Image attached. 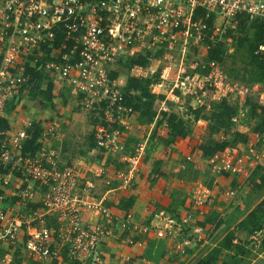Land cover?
Returning a JSON list of instances; mask_svg holds the SVG:
<instances>
[{
  "label": "built area",
  "instance_id": "obj_1",
  "mask_svg": "<svg viewBox=\"0 0 264 264\" xmlns=\"http://www.w3.org/2000/svg\"><path fill=\"white\" fill-rule=\"evenodd\" d=\"M240 16L248 23L260 22L264 29V0H0V117L10 101L19 103L29 92L26 67L38 69L42 87L52 83L53 98L61 89L79 98L82 113L93 121L94 149L121 163L99 193L49 148L62 133L58 117L38 122L39 148L32 154L21 152L32 121L0 127V192L18 174L19 184L11 191L17 203L27 208L38 196L39 204L37 211L23 214L0 208V264H13L18 245L40 264H106L100 244L113 226L125 233L129 244L138 243L134 235L152 230L157 238L174 239L181 253L205 241L203 227L190 212L173 215L158 208L148 223H141L130 211L115 215L110 211V193L132 187L146 154L144 138L126 146L128 132L150 126L140 124L132 106L125 104V82L120 83L115 73L125 58L144 56L145 64L131 65L125 77L151 79L150 91L164 96L157 114L169 112L168 101L181 97L192 108L205 109L225 99L238 107L232 117L235 123L243 116L247 96L256 92L261 98L264 92L258 83L229 77L220 61L206 56L218 43L231 52ZM192 49L199 54L188 62ZM253 53L263 58L264 43ZM242 142L210 157L212 171L243 176L246 160L250 166L258 164L264 155V127L246 134ZM192 160L187 155L179 168L185 169ZM105 170L101 165L94 173L102 176ZM143 176L152 177V169L145 168ZM34 183L44 187L41 193ZM234 195L233 189L195 182L191 202L200 209L220 196L229 202ZM85 213L96 220L86 223ZM121 264L151 263L125 257Z\"/></svg>",
  "mask_w": 264,
  "mask_h": 264
},
{
  "label": "crops",
  "instance_id": "obj_2",
  "mask_svg": "<svg viewBox=\"0 0 264 264\" xmlns=\"http://www.w3.org/2000/svg\"><path fill=\"white\" fill-rule=\"evenodd\" d=\"M58 95L57 98L52 100L53 108L41 107L38 100L32 97H28L29 99L27 97L22 98L19 103L10 101L5 107L2 118L7 121L9 127L15 128L21 126L25 121L42 123L50 118L58 117L62 123V133L50 143L49 148L56 153V157L60 162L76 167L84 177L82 181L88 180L92 182L95 185V191L101 193L106 188V181L111 179L114 169L116 167L120 168L121 163L116 157H111L94 149L92 145L93 124L91 121H87L80 110L77 111L75 109V107L79 106V98L65 89H61ZM73 109L76 112H72ZM157 118L149 123L150 126L147 124L148 126L145 127H134L128 132L126 142H135L138 138H144L147 141V148L148 143H150V148L149 150L146 149L147 156L145 154L143 167L132 187L127 191H113V193H110L111 200L108 202L110 211L114 215L130 211L134 219L141 223H148L152 212L158 208H163L167 211L170 207L175 208L176 214L190 212L195 216L194 219L203 227L205 241L191 245L186 248L185 252L181 253L176 249V241L174 239L168 237L157 238L152 230L146 234L134 235L136 241L140 242V244L137 242L129 244L125 233L113 226V232L106 236L100 244V253L103 261L106 264H121L125 257H132L139 259V261L146 259L151 264H195L198 259L203 257L213 247H218L220 240L231 232L233 235L231 245L228 249H220L216 264H264V228L248 233L240 225V222L249 211L241 214L240 217L238 215L236 217L235 212L230 214V205L237 204V202H234V198L238 188L245 181L244 176L211 171L209 173L211 183H201L214 189H233L235 191L233 199L228 202L220 196L213 204H206L200 209L191 202L193 185L195 182L200 181L199 179H188L184 175L185 169L182 170L179 166L187 155L193 157V160L188 162V164L194 163V161L199 163L203 160L200 156L198 145L201 141L200 135L204 133L206 122L197 120L193 125V131L190 136L178 137L174 143L163 146L159 142L166 138L167 129L164 123H158L157 120L159 118ZM86 126L87 130L90 127L91 132L90 134L88 133L89 136L85 137L82 130ZM67 141L71 142L69 148ZM240 142L243 143L242 141ZM52 144L53 148H51ZM238 148L241 154L246 152L241 145ZM101 165L106 167L105 174L97 176L94 171ZM148 167L152 169V177L143 176L145 168ZM253 167L249 165L248 160L244 162V170L247 173V177L252 173ZM193 168L198 169L199 165H194ZM18 184L19 175L15 174L11 185L0 192L2 194L0 197V208L9 209L8 211L18 214L37 211V206L39 208V204L36 202L38 196H36L34 203H31L33 205L30 207L23 208L17 203L11 191H14L15 186H18ZM39 191V193L42 192L41 190ZM228 206L229 210L227 209ZM224 218L228 222L230 221V225L225 231L220 233L218 225H220V222L224 225ZM84 220L86 223H92L96 220V217L90 213H85ZM211 233L212 235L216 233L215 237H212V235L210 237ZM258 244H261L262 247L251 257L250 250L253 251L252 248L257 247ZM23 255L35 264H40L25 254ZM44 264L56 263L45 262Z\"/></svg>",
  "mask_w": 264,
  "mask_h": 264
},
{
  "label": "trees",
  "instance_id": "obj_3",
  "mask_svg": "<svg viewBox=\"0 0 264 264\" xmlns=\"http://www.w3.org/2000/svg\"><path fill=\"white\" fill-rule=\"evenodd\" d=\"M234 51L228 53V49L224 43H218L209 49L206 58L218 60L222 63L227 57L235 56L237 51L241 52V57L247 59L249 68L244 67V72L248 73L250 78L246 79L244 75L238 76L235 69L227 70L229 77L237 79L246 84L258 83L261 88L264 87V57L260 58L254 55L253 51L260 43H264V29L260 22L254 21L248 23L244 17L240 16L239 23L236 28L234 37ZM144 56H132L125 58L121 65L127 73L129 67L133 64H145ZM28 85L30 93L38 100V103L43 108H53L52 101V83H45L42 87V76L38 69L27 66ZM116 74V73H115ZM155 80V79H154ZM151 79H137L134 77H125V83L122 91L125 97V104L132 106L136 112V119L140 124H149L158 116V123H164L167 129V136L163 140L164 144L169 145L174 143L176 138H184L190 136L193 131V125L197 120L206 122L205 137L199 143L198 149L203 160H208L216 152L222 151L228 146H234L240 141H243L244 136H240L238 131H234L231 135L230 131L234 128L232 117L237 114L238 107L235 103L227 100L212 103L209 109L203 106L192 108L188 107V116L183 117L169 110V112H160L157 114V103L164 96L151 92L149 83ZM153 81V80H152ZM245 103L249 105L248 115L257 117V124L252 128V131H263L264 126V103L257 104L252 102L250 96H247ZM259 111L256 112V109ZM0 127L8 128V123L0 117ZM39 123L32 122L27 129L28 137L22 144V154L35 153L39 148ZM229 134L228 138L227 135ZM94 146V143L92 142ZM150 143H148V150ZM147 156V154H146ZM2 171V169H0ZM4 172V171H3ZM168 211L176 215L175 208H168ZM240 225L247 230L248 233H253L264 228V198L245 216L240 222ZM232 233H227L220 240L218 247H213L203 257L198 259L195 264H216L218 253L221 248L228 249L231 245Z\"/></svg>",
  "mask_w": 264,
  "mask_h": 264
},
{
  "label": "rangeland",
  "instance_id": "obj_4",
  "mask_svg": "<svg viewBox=\"0 0 264 264\" xmlns=\"http://www.w3.org/2000/svg\"><path fill=\"white\" fill-rule=\"evenodd\" d=\"M233 51H234V46H232V48H231V52H233ZM231 52H228V53H231ZM198 54H199V51H196L193 49L191 51H189V55L187 57L188 62L195 60L198 57ZM222 66H223L225 71L229 70L230 68H233L237 71L238 76H241L243 74L244 77H246V79L250 78L249 77L250 75L248 73L244 72V70H243L244 67L249 68V64L247 63V59L241 57L240 51H237L235 53V56L227 57L224 61H222ZM125 74H126V72L123 69L122 65H119L116 76L119 78L120 83H122V84L125 80ZM235 80H237V79H235ZM262 91L264 92V87L262 88ZM30 96L33 98V95L29 91L27 94L22 95L21 97L22 98H25V97L28 98ZM250 98H251L252 102H255L257 104H261L260 100H264V96H261V98H260V96H258L256 92H254L250 96ZM34 99H36V98L34 97ZM188 107H191V106L189 105L188 100L183 98V97H181L178 102L168 101V108L172 112L178 114L179 116L187 117L188 113H189ZM249 107H250L249 105L244 103L243 116H240L239 119H237V121L234 123V128L232 131H230L231 135L234 131H238L240 136H245L246 134L250 133L252 131V128L257 124L258 118L248 115V111H250ZM75 109H77V111L80 110L82 112V110L80 109V106L75 107ZM258 111H259V108L256 109V112H258ZM72 112H76V111L73 109ZM83 115L86 117V119L88 121L89 119L86 116V114L83 113ZM91 123H93V121H91ZM82 131H83L82 132L83 135L86 137V136H89L91 129L89 127V130H87V126H86L85 128H83ZM205 132H206V127L204 129V133H201V135H200L201 141L205 137ZM230 133H228L227 138H228ZM68 141H69V138H68ZM201 141H200V143H201ZM162 142H163V144H162ZM126 143H127L126 146L129 148V146L133 142L127 141ZM159 143L163 146L166 145V144H164V141H161ZM52 146H53V144L51 145V148H53ZM70 146H71V142H68V148ZM74 146L77 147L78 145H74ZM194 163H196V164H194ZM194 163L193 162L191 164L187 163L184 175L188 179H199V181L202 183L210 184L211 180L209 179V173L212 171V168H211V164L209 163V161L202 160L199 163H197V161H194ZM194 165H196V166L199 165V168L198 169L193 168ZM253 168L254 169H253V171L249 177L246 176L247 173L245 175H243L244 176L243 178L245 179V181L242 183L241 187L238 188V192L236 193V196L234 198V202H237V204L234 203V204L230 205V208H229V206L227 207V209L228 208L230 209V214L235 212L236 217H237V215L240 217L241 214H245L247 211L250 212L264 198V155L261 157V161L258 164L254 165ZM247 171L249 172L248 168H247ZM33 187L36 190H41V191H43V189H44V187L38 183H34ZM247 214H248V212H247ZM223 221H224V225H222L221 222L219 223L220 225H218L220 233L225 231L230 225V221L228 222V220L226 218H224ZM211 235H212V233L210 234V237H211ZM215 235H216V233H215ZM215 235H212V237L213 236L215 237ZM208 237H209V232H208ZM261 247H262L261 244H258L257 247H253L252 248L253 251L250 250L251 251L250 256L253 257L254 254L258 252V249ZM20 248H21V246L18 245L15 250L13 249V251H14L13 264H35L33 261L28 260L26 257H24ZM21 259H22V261H21ZM228 263H229V260H228Z\"/></svg>",
  "mask_w": 264,
  "mask_h": 264
}]
</instances>
